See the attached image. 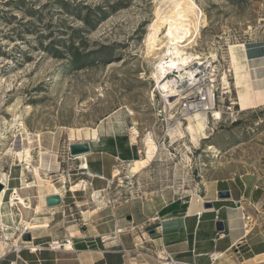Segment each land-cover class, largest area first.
I'll return each instance as SVG.
<instances>
[{
  "label": "rangeland",
  "instance_id": "rangeland-1",
  "mask_svg": "<svg viewBox=\"0 0 264 264\" xmlns=\"http://www.w3.org/2000/svg\"><path fill=\"white\" fill-rule=\"evenodd\" d=\"M160 1L0 0V178L6 174L8 181L0 264H25L23 253H34L35 239L67 242L72 228L66 227L105 195L115 203L140 196L158 209L188 200L211 181L243 176L258 177L264 192V99L255 96L264 77L255 85L247 61L235 68L229 51L230 44H242L244 53L248 43L264 45V0H193L205 22L186 43L202 68L211 65L197 85L215 90L220 111L219 118L208 111L197 144L186 129L190 117L180 110L183 99L171 107L154 81L159 58L149 53L147 36ZM153 47L161 50L158 42ZM260 61L250 67H264ZM175 75L172 69L169 77ZM181 83L182 94L196 85ZM96 133L130 136L137 159L92 154L83 169L68 145ZM148 134L156 149L144 166L139 160L146 158ZM101 164L105 179L86 174ZM15 187L24 205L11 199ZM58 190L65 213L42 206L43 195Z\"/></svg>",
  "mask_w": 264,
  "mask_h": 264
},
{
  "label": "crops",
  "instance_id": "crops-1",
  "mask_svg": "<svg viewBox=\"0 0 264 264\" xmlns=\"http://www.w3.org/2000/svg\"><path fill=\"white\" fill-rule=\"evenodd\" d=\"M245 55L256 85L258 77H264V67L250 65L264 59L263 43H248ZM255 96L262 102L263 86L255 88ZM80 141L90 144L91 151L86 158L94 154L99 160L110 157L120 161L137 159L136 143L122 133H96ZM87 161L90 163L88 158ZM103 165L91 170L94 174H86L105 179L107 172ZM261 186L258 177L252 176L215 180L188 200L172 199L158 209L140 196L115 203L105 195L98 207L82 211L79 223L66 227L72 228L68 242L51 247L49 241L35 239L34 253H23L25 264H142L140 260L153 262L169 257L182 264H264V192ZM97 191H104V187ZM221 191H228L229 195L221 197ZM56 192L43 195V207H47L45 197ZM61 197V204L55 208L65 213L62 193ZM254 207H262L263 213L254 225L245 228L242 214L254 212ZM69 242L70 248L65 245ZM213 252L219 254L215 260L210 259ZM11 263H15L14 259Z\"/></svg>",
  "mask_w": 264,
  "mask_h": 264
},
{
  "label": "bare ground",
  "instance_id": "bare-ground-1",
  "mask_svg": "<svg viewBox=\"0 0 264 264\" xmlns=\"http://www.w3.org/2000/svg\"><path fill=\"white\" fill-rule=\"evenodd\" d=\"M159 3L158 9H156V18L150 25V30L147 36V41L149 44L147 45V48L148 46L150 48L149 53H155L159 58L157 67L153 74L154 81L161 92L163 91L165 93L164 96L169 103L168 105L171 107L183 99V107L180 110L184 115H187L186 117H190V122L192 121V124L189 122V125L186 129L189 132L193 143L197 144L199 139L195 135L196 133H200V135L203 136L202 138L205 137L208 111L210 110L213 117H220V111L214 108L215 90L206 84L197 85V83L201 81L209 71L212 70L211 65L208 64L202 68V64L204 63L203 60L201 61L198 55L189 52L188 49L190 46L188 45L190 42L186 43L189 38H191V34L196 32L199 28V25L204 23L205 20L201 9L193 0H161ZM157 42L159 43V46L161 44V47L159 48L161 50L154 52V50H158V48L153 47V45ZM229 51L232 64L234 63V67L236 65L239 69V65H245L244 62L247 59L243 51L242 44H230ZM211 56L215 58L213 53ZM172 69L173 72H177V75L169 77ZM182 81L187 83V85L189 84L188 87L190 85H196L192 88H187V92L182 94L183 87L182 89H179V87L182 85L180 82ZM145 143L148 147L146 151L147 155L145 156L146 158H141L139 160V163L143 164L144 166L151 157V153L156 149V144L150 134L147 135ZM11 151L15 153L17 158H20L21 152L17 151V148L12 147ZM25 153L27 158L30 159L29 151L27 150ZM85 155H87V153L71 156L72 158L80 159L81 167L87 168V158ZM117 173L118 172L116 171L114 176H116ZM2 176L4 177L0 178V183L2 184V189L0 190V208L3 205L2 197L5 191L8 189L7 175L2 174ZM14 189L11 199H18L20 205H24V201L17 191L18 189ZM56 193L61 196V191L58 190ZM54 245L55 247H58L61 244L60 242H55ZM32 248L34 250V245Z\"/></svg>",
  "mask_w": 264,
  "mask_h": 264
},
{
  "label": "water",
  "instance_id": "water-1",
  "mask_svg": "<svg viewBox=\"0 0 264 264\" xmlns=\"http://www.w3.org/2000/svg\"><path fill=\"white\" fill-rule=\"evenodd\" d=\"M68 150L70 155H77V154L89 153L91 151V147L88 141H76L68 145ZM1 189H2V184L0 183V190ZM220 194L221 197H227L229 195V192L221 191ZM61 202H62V197L57 193L49 194L45 197V204L50 207L58 206L61 204ZM27 239H29V236H27Z\"/></svg>",
  "mask_w": 264,
  "mask_h": 264
},
{
  "label": "built area",
  "instance_id": "built-area-1",
  "mask_svg": "<svg viewBox=\"0 0 264 264\" xmlns=\"http://www.w3.org/2000/svg\"><path fill=\"white\" fill-rule=\"evenodd\" d=\"M3 199H4V195L2 197V200ZM262 210H263L262 207L261 208L254 207V212H252V213H248V212L244 211V213L242 214V218L244 220V226H245V228H249L250 226H252V225H254L256 223V221L258 220V217H259L260 213H263ZM217 215H218V211L215 210V218H217ZM219 235H222V234L220 233ZM54 244H55V242H51L50 246L51 247H55ZM34 250H36L35 247H34ZM218 257H219V254L218 253H215V252H213L210 255V259L211 260H215ZM165 262L167 264H182V263H180L178 261L173 260L172 257H169V259L165 260Z\"/></svg>",
  "mask_w": 264,
  "mask_h": 264
},
{
  "label": "trees",
  "instance_id": "trees-1",
  "mask_svg": "<svg viewBox=\"0 0 264 264\" xmlns=\"http://www.w3.org/2000/svg\"><path fill=\"white\" fill-rule=\"evenodd\" d=\"M72 54L73 55H75V56H78V53H77V51L76 50H73L72 51ZM86 169H89V163H88V161H87V168ZM90 173H92V174H94L92 171H90V170H88Z\"/></svg>",
  "mask_w": 264,
  "mask_h": 264
}]
</instances>
